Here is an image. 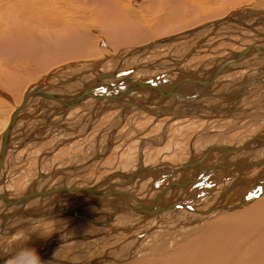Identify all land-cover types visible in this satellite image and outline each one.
Returning a JSON list of instances; mask_svg holds the SVG:
<instances>
[{
	"label": "bare ground",
	"instance_id": "6f19581e",
	"mask_svg": "<svg viewBox=\"0 0 264 264\" xmlns=\"http://www.w3.org/2000/svg\"><path fill=\"white\" fill-rule=\"evenodd\" d=\"M38 1H40V2L37 3ZM84 1H85L86 5H87V3H90L89 4V6H90L91 3H94L97 5L96 7H98V8H100L99 4H101L102 1H103L102 6H104L103 3H105L111 9H119L120 8V10L123 12L125 18L127 20H130L127 16L126 11H125V6H126V4L131 3V0H107L106 2H105V0H84ZM18 3H19V1H18ZM9 4H11V3H9ZM16 4L17 3H15L14 5H16ZM30 4H31V8H37L40 11L42 18H44L45 20H46V15H48V13L53 8V6H52L53 0H31ZM85 8H86V6H85ZM247 8H249V7H247ZM247 8H245L243 10L240 9L237 11H233L232 9L230 11L228 9L229 12H226L223 16H221V17H219V18H217L211 22H208L205 24L203 23L199 26L197 25L194 28H190L189 30L178 32L176 34L166 35V36H163L162 38H157L154 40L153 39L147 40L146 42H144L142 45H140L138 47L127 50L125 53L122 52L123 54H120V55L117 54V56L114 59H111V57H110V59L114 63L110 62L106 59H100L94 64L93 67L88 66L87 68L76 69L75 72H71L72 70L69 71V69L66 68L65 70H62L60 72L51 73L49 76H46L45 78L43 77V79H41L39 82H37L34 86H32L31 88H29L28 90L23 92L20 96L18 103L16 105H13L10 107L9 113L3 122V128H2V131L0 132V145L2 143V137L5 136L6 130L9 126L10 121L13 118L14 114L21 107L24 97L29 92H31L33 89H35L38 86H40V90L47 92V93H50V94L75 95V94L83 91L84 89H86L88 86V83H90L92 80L96 79L98 76H100L102 74H110L119 68V70L121 72H120V75L117 79H113V80L109 79V80H101L100 81L101 83H108V84L109 83L112 84L114 82L120 81L119 86L117 87V91L116 90H109L108 92L109 93H121L123 91H129L130 90L129 93L137 92V93H141L143 95L139 98L138 97L125 96V97H121L118 100L117 99H108V98H102V99L88 98V99H84L78 103H69L66 106L61 105L60 103H57L55 101H49L48 99H43L40 97H34L32 99H29L25 103V105L22 107V109L20 110L18 120L15 123L12 130L10 131V134L7 135L6 140H4V144L6 146L5 153L3 155H0V162H1V168H0V203H2V204H0V210L3 209V212H5V213L0 212V236L11 235V233L23 228L25 225L28 226L30 223L22 222V221H26V220L47 221V219H54V218L59 219V218H64V217H71V218H73V221L72 220H70V221L74 222V225H76L77 227L81 225V221L83 223L85 220L88 223L93 222V223H97L99 225H102V226L106 227L107 230H114L115 229L116 231H120V229L118 230L116 228L115 221L121 215L126 214V215L130 216L132 213H134V214L141 215L142 219L148 220L149 218L152 217L153 214H158V216H160V217H157V219H159V218H164L167 216H172L170 214L174 215L175 213H181V212L187 211L186 213L189 212L188 214L193 213V215H194L192 218L187 216L188 218L186 220L188 222H185V223L180 222L179 223V221L176 222V220H174V221L172 220L173 224H175V223L179 224L177 226L180 227L183 224L187 225L188 223H191L192 222L191 220H195V223L192 222V224H191L193 226L189 225V226H186L187 228L185 230H180L177 232L174 231L170 234L161 233V234H158L157 236H151V238H149L148 236L147 237H145V236L150 234L151 232H153L156 228V224H155L156 220L151 221V223L148 225L153 224L152 226H150V227L147 226V227H149L148 229L142 230L140 235L135 236L136 238H138V236H140V238L143 237L142 242L139 245L138 244L134 245L135 243L134 244L131 243L132 245L130 247V250L133 252V255H128L127 260L132 259V257H134L136 254H138L139 251H140V253H141V251H143L144 253H146V251H149L150 254H156L157 252L164 250L167 247L172 248L174 245H176L178 239L181 240V239H184L187 237V239H189V240H185V242L180 243L178 245V247L176 249L172 250V252L170 254H166L164 256L161 255L162 256L161 258H155V259L143 258V259L135 261V262L133 260V262H134L133 264H264V199H262V200L257 199L258 202H256V204L253 205L252 201H254V200H253V198L249 197V195L251 196V195H256V194L258 195V196L256 195L257 197L264 195V150H258V149H261V146L264 147V140H261L264 137L263 136L264 134L262 133L260 135V138H256L254 136L253 140L252 141L248 140V142L243 140L246 138L241 139V136L243 133L248 132V135H249V132L250 133L252 131H255V133L257 132V129H255L254 121L257 123H264V113L261 112L264 110V104L263 103L262 104L254 103L253 106L251 105L252 107L250 106L249 108H245L246 104H244L245 102H242L243 98H241L242 101L235 103L234 106L230 107L232 109L227 110V109H225L227 103L224 104L225 105V107L223 106L224 108L221 107L220 109H218L219 104L216 107L215 106L213 107L212 106L213 104L210 102L212 105L207 104V106L202 107L203 106L202 102L198 101L196 103V105L193 106V109L196 113V114L194 113L193 116H195L197 119H195L193 117L194 119L190 120V123H191V126L193 124H195V126L197 125V127L198 126L199 127H198V130H196L193 133V135L191 136V138L189 139V142H188L189 150H188V154L186 155L188 161L183 166H167L166 165V167L150 168L149 165L152 166L155 161H158V160L166 161L165 159L170 157L167 155V157L161 158V156H160V155H162L161 152L166 149V146L163 148H159L158 149L159 152L157 154L155 152L151 156V157H155L151 160V161L154 160L153 162L149 161V155H147V156L144 155L143 149L141 148V149H138L137 152L133 153V158L135 156L134 167L132 166L133 171L132 170L129 171L128 167L124 168L125 166H123L121 164L122 168H120L121 166L118 168H115V169L112 168L114 170V172H112L110 174L108 173L107 175H104L102 173V171H103L102 169H104V168H101L102 166L101 167L99 166V164H103V162H101L99 164L97 163V165H98L97 166L95 164V160H97V158H100L101 161H104L105 158L108 157V155L110 153L109 151L113 147V145H111L110 140L108 141L106 139L105 144L103 146L105 148L106 142L108 141L105 151L99 152V151L95 150L96 154H98V156H96L92 160L89 159V160L85 161L84 159H86L87 154H85V152H83L84 153L83 155H81L79 153L80 155L77 154L76 158L74 156H72L74 159H72L71 163L81 164L80 167H78L77 169H74L72 166H70V169H66L67 168L66 166L64 168L59 166L60 168H57L58 170L56 169L55 173L51 172L49 175H51L52 173L53 174L51 176L48 175L49 180H50V178H52V180H53V179H57L58 177L59 178L61 177L60 178L61 186H60V184H57V185H59L58 188H52L51 187L52 189H50V188L47 189L45 186L40 190H36V187L38 186L39 182L41 181L40 179L47 176L46 172L39 171V168H38L37 174L35 176L36 178L33 179L32 182H30V180H29V183H31V184L29 186H27V188H25L26 190H25L24 194L27 193V197H26V201L23 205H21V204L16 205V203H14V201L17 198L13 197L15 199H10L8 197L9 195H8L6 188H5V184L7 183V179L9 177L8 176L9 175V173H8L9 169L5 170V163L6 162L4 160L8 156L9 152H10V154L13 155V154L17 153V151H20L25 146H27L28 144H30L34 141H37L40 139V141H38V142H42L48 138H51V136L53 135L52 132L48 133L45 138L44 137L39 138L36 135L40 134L39 132L46 129L47 124H49V122L53 118L59 116V117H61L60 118L61 121H63L64 117L69 112H71L73 110L75 111V110H77L76 108L84 106L85 102H87L89 100L90 101L94 100V102L96 104L107 101L109 103H111V102L113 104L115 103L116 105L119 106V108L121 109V111H120L121 115L117 118L116 123L111 122V125L114 128L117 126V128L114 129L111 133H113L114 135H117L119 132L123 133L121 135L122 141L119 144V145H122L121 148L126 146V144H128L125 137L126 138L130 137V135L127 134V132H125V131L130 130V132H128L130 134L136 133V128L137 127L141 128L143 126L142 124L145 123V122L140 120L139 116H132L131 118H129L130 117L129 116L128 118H126L128 115L127 112L132 108H135L136 111L138 109L142 110L145 113L149 114L150 116H153V115L158 116L157 118L154 117L156 119V123L166 125L162 129L163 130L162 145H163L167 140V138H165V136L170 138L168 132H166L167 127L173 126L174 124H180L181 122H178L179 120H183L186 117H190L192 114L191 113H189V114L183 113L182 109H181L182 107L180 108L181 105L180 106L176 105L177 106L176 112L179 110L182 113L180 112L179 115L177 114L176 118H172V116H171L170 117L171 119L167 118L166 120L162 121L160 117H168L167 115H171L173 113L176 114L175 110H174L175 107L172 110L167 109L166 111H162L158 114L151 112V110L150 111L146 110L143 107H146V106L161 107L160 105H163V103H161V102L167 101L169 99L171 100V102L179 101V103H180L181 100L188 99V97H192V95L194 93H198V92H199V94L206 95V97H208L209 100H212V101L219 100L221 97L224 96V93L221 94V92L220 93L219 92H212V91L208 90L206 87H210L211 85L213 87V86H215V84H218L219 82L221 83V81L223 82V85L231 83L230 80L229 81L225 80V78L228 76V74L226 75V73L228 71H232V72L233 71L238 72V71H243V70L248 71L247 74H245L244 76H242L240 78V82H238V84L237 83H231L230 84L231 88L237 86L238 88L241 89V92H239L240 90L237 91L240 96L247 94L245 92L248 89L253 88V86L263 84L264 83V79H263V77H264V63H262L263 65L260 64L261 66H258V67H255V66L259 63H256V65L254 64L255 66H253V63L260 62V61L264 62V55L260 54L256 50H252V49L244 51V49L247 46H245V45L243 46V44H244V41H250V42L254 43V45L250 46L251 48L252 47H260V48L264 47V11L261 12V10H259V9L255 10V9H247ZM81 9L84 10L83 8H81ZM207 10L208 9H206L205 11L203 10L204 12H202V13H204L206 15V13L213 11V10H210L207 12ZM219 10H217V11H219ZM215 11H216V9H215ZM26 12L29 13V10H27ZM82 13L83 14H80L79 16L77 15L76 17H73V18L70 17V19L72 20V23H68V22L65 23V25L67 27H72L74 25L75 28H78V31L76 34L81 33V28H79L81 25L79 24L80 22H79L78 18L81 19L83 15L84 16L86 15L85 12H82ZM99 14L101 15V11H99V13L97 11L98 16H100ZM226 16H231L235 20L242 21L241 23H243V22L244 23H252L256 20L257 25L255 27L247 30V29H244L240 26H237V25L231 23L230 21H225ZM132 22L134 23L133 20H132ZM226 26H230L228 28L229 29L232 28L234 30H237L236 28H239L237 31V34H236L238 37H239L238 34H240L238 32H241V33L242 32H246V33L248 32V33H250V35L243 37V39H242L243 44H242L236 40H232V39L230 40V38L228 39V36H226L225 35L226 33H225L224 36H226L227 38H223L224 36L222 35V37H220L218 40L215 41L217 43H215L214 45H217V44L223 43V42H230V44L232 43L234 45L242 46V49L240 51H238V52L232 51V52H230L229 56H226L223 58H217V60H215V62L212 61L213 64H209V62L205 63V59H204V61H202L203 63L201 62L202 64L199 63V65L201 64L200 65L201 67L200 68L198 67L196 69V71L184 72L182 69H179V67H182L184 64L189 62V60L197 54V52L199 51V49L201 47H206L205 41H207V39L209 40L212 37L215 38V36H214L215 32L218 33V32H220V30L222 32L223 29L227 28ZM196 28H199L198 31L192 32V30H194ZM145 29L146 28L144 27V30ZM37 34L39 35V36H37V39L44 36L42 33H40V34L37 33ZM139 34H143V33L140 32ZM145 34H146V32L143 34L142 37H144ZM32 35H34V33ZM48 36L50 37V33ZM172 37H174V38L176 37L177 39H175L171 43L161 44V45H152L149 48L147 47V45L155 42L156 40H164V39L172 38ZM195 37L196 38L201 37L199 42L196 44V46L194 48H192L191 50H189L185 55L178 58L175 62L172 61L173 59H171V57L166 58V59H160V61L156 62L157 64L167 63L169 65V67H167V65H166V67H167L166 70H168V72L163 73V74H159L157 77H154L153 79H151V81H149V82L153 83L152 87L140 85L139 87L137 86L134 89V91H132L133 85L135 83H132V84L128 83V84L122 85V82L120 80V78H122V77H125L129 74L131 76V74L133 72L140 71L143 69H155V68H157V67H154V63L157 60L152 61V62H148L145 64H137V65L132 66L134 60L137 57L143 56L147 53L150 54V52H153V50L158 49L162 46H165V45L169 46V45H172L175 43H180V42H183V41H186L188 39L195 38ZM216 37H217V35H216ZM229 37H230V35H229ZM45 38H46V36H45ZM203 42L205 43V46L203 45ZM59 43L61 44L62 47L65 46V43H63L62 41H59ZM212 43H214V42H212ZM208 44H209V42H208ZM51 45H45V46L39 45V46H37L36 49L37 50L41 49V51L44 52V54L46 55V52L49 53L52 50L53 47ZM58 46L59 45L55 46V48H57ZM38 47H40V48H38ZM62 47H58V48L62 49ZM143 47H147V48L143 51L138 52V50H140ZM189 47H190V45H189ZM72 49L73 48H71V50ZM76 50H77V52H76ZM76 50H75V52L78 53V50H80V49L76 48ZM83 50H85V49H83ZM80 52L81 51H79V53ZM85 52L89 53V50H86ZM223 52H226V51H223ZM83 53H84V51H83ZM212 53H215V52H212ZM219 53H220V51L218 52V54ZM40 54H41V52H40ZM112 57H113V54H112ZM162 60H164V61H162ZM207 60H209V58ZM245 60L248 61L246 66H243V67L237 66L234 68L231 67V65L239 64L240 62L245 61ZM106 61H108L107 64L109 62L113 63V65H112L113 67H112V69L109 68L110 70L103 72V70L101 69L102 68L101 65H103ZM109 65H111V64H109ZM208 65L209 66L212 65V67H210L212 69L209 70L210 72H209L207 77H206V75H205V77H202L204 74H206L205 72L209 68ZM170 68H175V69L174 70L171 69L169 71ZM161 69L162 68L159 67L155 70L159 71ZM165 74H167L168 76H170V75L172 76L173 74H175L174 75L175 77H173V79L174 78L175 79L179 78V79L175 80L173 82H170L168 85H165V83H164L165 81H163ZM250 74L253 75L252 78H249ZM184 76H186L187 78H185ZM128 77H126V78H128ZM126 78H124V79H126ZM158 79H160V81H158ZM149 82H145V83H149ZM141 84H144V83H141ZM175 85H178V86L182 85V87L187 86L188 88H186L185 90H179L178 86H175ZM79 86H81V87L78 88ZM172 86H175L174 90L176 92V96H173V95H167L164 97L160 96V93L165 92L167 89H169ZM216 87H217V85H216ZM204 88H206L207 90H205ZM254 89H252V91L250 89V91L254 92ZM145 93H148L150 95H146ZM252 94H254V93H252ZM195 97L199 98V96H195ZM33 99H35V100H42L43 99V100H47V102H50V103L43 102L42 105H39V107H36V106L30 107L29 103ZM152 99H157V101L152 100ZM204 99H206V98H204ZM251 99H253V98H251ZM263 99H264V96H263ZM154 101H156V102H154ZM237 101H238V99H237ZM258 102H260V100ZM51 103H53L54 105L56 104L57 107H55V108H54V106L50 107L49 105ZM92 103H93V101H92ZM222 103L223 102L221 101V105H222ZM90 104H91V102H90ZM113 104H111V105H113ZM186 105H188V103H186ZM186 105H185V107H186ZM189 105L191 106L192 104H189ZM231 105H232V103H231ZM231 105L229 104V106H231ZM41 107L44 108L43 110L45 112L47 110H50V112H47L43 118L42 117L40 118V116H39L38 120L43 119V120H40L39 126L35 130L33 129L34 130V131L32 130L33 132L30 131L31 133L27 134V137H24L22 142L18 141L19 143H17L15 141V137H16L15 132H17V130H18V128L16 127L17 123L21 120V118H24L22 120L24 123L29 122L30 120H33V119L35 120V118H36L35 115L37 113L38 114L42 113V110H40ZM93 108H96V106H94ZM109 108H107V109H109ZM95 110L98 111L99 108H96ZM209 110L211 112H213V114H215V112L220 111L221 113H223V116L221 115V119L215 115L209 116V113L211 114V112H209ZM244 110H246V111H244ZM197 111H199V112L197 113ZM202 111H208V112H202ZM230 111H236V112L237 111L238 112L243 111L244 114H243V116H241L242 118H239V116L238 117L237 116L231 117V115L226 114V112L229 113ZM25 112L31 113V114L29 116L27 115L28 117H26V114L24 116H22L23 113H25ZM44 113H42V114H44ZM198 114L200 115V117L198 116ZM224 114H226V115H224ZM260 114H261V116H260ZM129 115H130V113H129ZM238 115H240V114H238ZM30 116H32L33 118ZM93 116H94V114H93ZM93 116L91 115L92 118H93ZM173 116H175V115H173ZM86 119H88V118H86ZM99 119H100V116H99V118L94 116L93 121L90 122V126H89L90 128H89L88 133H90L92 131L93 125L98 124ZM224 119H231L233 121L235 120V122L230 123V125H229V124L223 122ZM55 121H56V119H55ZM184 121H187V120H184ZM106 122H107V120H106ZM140 122L142 123L141 125H139ZM148 122L149 121H147V124H148ZM150 123L152 124V123H154V121L151 120ZM106 124L108 125V123H106ZM25 125L23 124L22 127H24ZM30 125L31 124H29L28 126H30ZM59 125H60V122L57 126H59ZM152 125L155 126L154 124H152ZM217 125H220L221 129L217 128L216 127ZM102 126H100V128ZM126 126H130V129L128 127L126 128ZM191 126H188V127H191ZM206 126H207V128L209 127V130H206ZM59 127H61V126H59ZM107 127H109V126H107ZM20 128H21V126H20ZM194 130L195 129H193L192 131H194ZM20 131L21 130H19V132ZM142 131L143 130L139 131L137 129V133L139 135L143 134ZM19 132H17V133H19ZM70 132H72V131H70ZM84 132H83V134H84ZM263 132H264V130H263ZM30 134H31V136H30L31 138L28 137V135H30ZM78 134H77L76 138H81L83 136H86V135H78ZM114 135L112 136V140H114V141H112L113 144L116 143ZM235 135H237L239 137H237ZM248 135H246V136H248ZM158 136H157V138H159ZM101 137H103V136H101ZM179 137L182 138V140H183L184 136L179 135ZM171 139L172 138H170V140ZM62 140H64V139H62ZM72 140L73 139H69L66 142L69 143ZM151 140H152L151 143H154V144L158 143V141H156L154 139H151ZM195 140H196V146H195ZM74 141H77V139L73 140L72 142H74ZM235 141L236 142L239 141L237 143L238 145H236L235 147H230L231 144ZM93 144L95 146V142H92L91 145H93ZM57 145L59 146V144H57ZM57 145H56V147H57ZM50 149H51V147H50ZM254 150H256V152ZM51 151H52V149H51ZM250 151H254L255 154L251 153ZM51 153H53V152H51ZM249 154H251L253 156V158H250ZM238 155L239 156L242 155V156L238 159L237 158ZM122 157H127L126 160H128V155L122 154L119 156V159ZM159 158H161V159H159ZM179 158H181V157H179ZM172 160L173 159H171V157H170L169 161H172ZM46 161H47V158H46ZM48 161H49V159H48ZM120 161H121V159H120ZM82 162H86V163L85 164L83 163L84 165H82ZM219 164H220V166H218ZM39 165H42V164L40 163ZM70 165H72V164H70ZM95 165L97 167H99L96 169V174L93 177V179L95 178V180H93L92 178L90 180H87V181H85L86 179L85 180L81 179L84 176V173L86 171H88L89 169H91V167H93ZM221 165H223L222 169H220ZM217 166L220 168H218ZM7 167H8V165H7ZM60 170H63V172H60ZM65 170H71L72 172L66 173ZM77 170H78V172H76ZM158 174L159 175L163 174L164 177H168L170 180H172L171 182H169L170 184L167 187V190L164 192L165 199H163V201H161V203H158L155 200L146 199L147 197L146 198H137L133 195H129V193L133 192V190L131 188V185L125 184L126 182L131 181V183H132L135 179H139L143 176H148V175H155L154 178L159 179L160 177ZM156 176H158V177H156ZM103 177H107V178H103ZM124 177H126V178L124 179ZM174 177H176V178L174 179ZM72 178L73 179L77 178L74 180V181H76V180L77 181L75 183H73V185L71 184L72 186L71 185L66 186L65 184H68L71 181L70 179H72ZM113 179H114V182H112ZM173 179H174V181H173ZM49 180L47 179V181H49ZM115 180L117 182H122V183H120V185H118V188H122L124 186L122 189V192L125 193V195H121L120 197H102V198H99V201H101V205H102L101 209L102 210H100V208H99L100 206L94 207L97 205H94L93 203H91V204H93L92 205L93 208L90 210L92 214L90 212H89L90 213L89 214L87 212V210L84 208H82V209L86 210V212L85 211L83 212L82 209H78V205H80V204H78L77 207H72L73 205H75V204H73L74 201H77L80 199H86V200H89L88 203H90V200L95 198L96 193L116 191L117 189H115V190L109 189L110 188L109 186H111V184L116 182ZM227 180H230L229 181L230 184ZM226 181L228 183H226ZM252 182H258L259 183L257 186L253 187L252 190L249 191V192H252L253 194L248 192L249 189H246V186ZM9 183L10 182H8V184ZM58 183H59V181H58ZM8 184L6 185V187H9ZM82 184H86L89 187H87V186L83 187V186H81ZM122 184H124V185H122ZM136 184H138V183L134 184L135 187L137 186ZM50 185H52V184L48 183L47 187H49ZM179 186L181 187V189H179ZM71 187L81 188L83 190L71 189V190H68V192H67V190L66 191L62 190L63 188H71ZM237 188H240L239 191H242V190L246 191L245 193L242 194V197H241L240 192H237V195L240 194V197H241L240 200L239 199L235 200L236 199L235 192H236ZM11 189L13 190V187ZM209 190L210 191L211 190L217 191V193L219 194V201L220 202H218L217 205H215L213 203V205H208L207 208H201V207H198V205H196L197 203L194 204L193 200H191V199L187 200L191 191H193V194L197 195L199 193H205V192L208 193ZM55 191H59V193H57V192L55 193ZM118 192H120V191L118 190ZM39 193H44V194L41 195ZM135 193H136V191H135ZM24 194H22L21 196H23ZM208 194H210V192ZM211 194H213V193H211ZM17 196H19V195H17ZM53 197L56 199H53ZM61 197H66V198L59 202V200H61ZM126 199H130V200H126ZM201 199H203L202 196L197 197V201H200ZM229 199H231V200L229 201ZM23 200H25V199H23ZM95 201H97V200L95 199ZM202 202L203 201H201V203ZM225 202H226V204H225ZM232 202L234 203L233 205H232ZM88 203L86 202V204H88ZM250 203L252 204V206L249 205L250 207L243 209V211H241V212H236L235 214L230 213V214H227L226 216H220L217 219L213 218L211 220H208L204 224H202L203 220H202V222H201V220H199V219H202V216H204V215H212L213 213L218 214V212H221V211L226 212L227 210H228L227 212H229V211L232 212V211H235V210L243 207L244 205L246 206ZM229 204H231V205H229ZM238 204H240L239 207H237L236 209L232 208ZM89 205L90 204H88L86 206L88 207ZM80 207H82V206L80 205ZM59 208H64V209L61 212L54 213V214L50 215V212L53 211V209H59ZM111 208H112V210H110ZM222 208H225V209H222ZM19 209H22L23 211H27V212L25 213V215H19L18 214ZM141 209H142V211H141ZM143 209H148L149 211L153 212V214L148 216L144 213ZM104 211L108 212L107 215L102 216L104 218L98 217V215L101 216L102 215L101 213ZM2 215L6 216V217L3 218ZM196 217H199V218H196ZM170 218H173V216ZM208 219H209V217H208ZM14 222L19 223V225L17 226V228L15 230H12L10 232L5 230V227H7V225H9V224L12 225V223H14ZM198 222H199V224H196ZM54 224H56V223H54ZM82 226H85V225L83 224ZM124 227L125 226H123L122 228H124ZM172 227L173 226H171V228ZM4 230H5V232H4ZM171 230L172 229H170V231ZM159 232H162V230ZM130 233H132V232H130ZM61 234H59L55 238H53V240L51 242L52 244H50L48 246L45 245L41 251L37 252V254L39 255L41 260H46L48 262H52L55 264H72V263L77 264V262H74L76 259L72 262L71 261L72 257L70 258V256H69L70 259H68L66 261H61L58 258L56 259V257L53 256L55 249L62 246L61 245L62 243H69V242L71 243V241H72V238H70V241H67L68 240L67 236H65L66 233H64V234L61 233ZM125 234H126V232H125ZM126 235L128 236V234H126ZM190 235H193V236H190ZM50 237H51V235H50ZM76 240H78V239H76ZM49 241H51V240H49ZM150 241L152 243L156 244L152 248V250L147 249V248H150L148 246ZM47 243H48V241H47ZM121 251H122V249H121ZM80 254H82V251ZM83 255H84V253H83ZM98 255H100V254H98ZM10 256H12V255H8L5 258H1L0 264L5 263L6 260ZM92 257L90 259H93L96 256H94L93 258ZM120 257L123 258L122 256H120ZM135 258H136V256H135ZM84 259H86V257ZM98 259H100V258L98 257ZM124 259H126V258H124ZM130 261H132V260H130ZM130 261H128V262H130ZM92 262H94V261H92ZM95 262H97V261L95 260ZM101 262H102V260H101ZM130 263H132V262H130ZM119 264H121V263H119Z\"/></svg>",
	"mask_w": 264,
	"mask_h": 264
},
{
	"label": "rangeland",
	"instance_id": "374dc122",
	"mask_svg": "<svg viewBox=\"0 0 264 264\" xmlns=\"http://www.w3.org/2000/svg\"><path fill=\"white\" fill-rule=\"evenodd\" d=\"M18 1H19V3H18ZM106 1L107 0H105V2ZM39 2L40 1H38L37 3H39ZM102 2H101V4H99L100 8H98V7H96L97 5L94 3H91L90 6H89L90 3H87V5H88L87 6L84 0H53V4H52L53 8L48 13V15H46V20H45L44 18H42V15L37 8H31V4H30L31 0H16V1L15 0H6V1L0 0V132L2 131L3 122L9 113L10 107L13 105H16L18 103L21 94L23 92H25L26 90H28L29 88H31L32 86H34L37 82H39L41 79H43V77L45 78L46 76H49L51 73L60 72L62 70H65L66 68L69 69V71L72 70L71 72H75L76 69L87 68L88 66L93 67L94 64L100 59H106L110 62H113L111 59H114L117 56V54L118 55L123 54L127 50H130L132 48H135V47L142 45L147 40H152V39L154 40L157 38H162L163 36H166V35L176 34L178 32H182V31L189 30L190 28H194L197 25L199 26L203 23L205 24V23L211 22V21L223 16L226 12H229L228 9L230 11H231V9L233 11H237V10H240V9L243 10V9L249 7L247 9H255V10L259 9V10H261V12L264 11V0H136V1L131 0V3L126 4V6H125V11L127 13L128 18L130 19V20H127L124 16L123 12L120 10V8L119 9H111L105 3H103L104 6H102ZM9 3H11V4H9ZM15 3H17L16 4L17 6L14 5ZM85 6H86V8H85ZM81 8H83L84 10H82ZM206 9H208L207 12L210 10H213V11L208 12L205 15L202 12H204ZM215 9H216V11H215ZM27 10H29V13L26 12ZM217 10H219L220 12ZM97 11H98V13H99V11H101V15L99 14L100 16L97 15ZM82 12H85L86 15L85 16L83 15L81 19L78 18L79 22H80L79 24L81 25L79 27V28H81V33L76 34L78 31V28H75L74 25L72 27H67L65 25V23L66 22L72 23V20L70 19V17L73 18V17H76L77 15L79 16L80 14H83ZM132 20L134 21V23L132 22ZM144 27L146 28L145 30H144ZM226 27H227L226 29H223L225 32L223 30H222V32H221V30L218 33L215 32V34H214L215 38L212 37L213 39L212 38H210L209 40L207 39V41H205L206 47H201L199 49V51L197 52V54L194 56L195 58L192 57L189 60V62L186 63V65H184L183 67H179V68L180 69L184 68V69H188V70L191 68L197 69L198 67L199 68L201 67L200 65L203 63L202 61H204V59H205V63L209 62V64H213V62H215V60H217V58H223V57L229 56L230 52H232V51L233 52L240 51L242 49V46L234 45L232 43L230 44V42L227 44L219 43L217 45H214L215 43H217L215 41L218 40L220 37H222V35L224 36L225 33H226L225 35L228 36V39L230 38V40L231 39L236 40L242 44H243V40H242L243 37L250 35V33H248V32L247 33L246 32H242V33L238 32V33H240V34H238L239 35V37H238L236 34H237V31L239 28H236L237 30H234L232 28L229 29L228 27H230V26H226ZM140 32H142L143 34L146 32L144 37H142L143 34H139ZM33 33H34V35H32ZM37 33H39V34L42 33L44 36L37 39V36H39ZM49 33H50V37L48 36ZM216 35L218 38L216 37ZM229 35H230V37H229ZM45 36H46V38H45ZM226 36H224L223 38H227ZM200 38L201 37H199V38L195 37V38L188 39V40L180 42V43H175V44H172L169 46L168 45L162 46L158 49L153 50V52H150V54L147 53L143 56L137 57L134 60L133 65L145 64V63L157 60V61H155V63H156V62L160 61V59H166L169 57H171V59H173L172 61L175 62L178 58L182 57L189 50L194 48L196 46V44L199 42ZM59 41H62L63 43H65V46L62 47L61 44L59 43ZM208 42H209V44H208ZM212 42H214V43H212ZM205 43L203 42L204 46H205ZM39 45H44V46L45 45H51L53 48L49 52L50 54L46 52V55H45L44 52L41 51V49L40 50L36 49L37 46H39ZM57 45H59L58 47H62V49L58 48V47L55 48V46H57ZM189 45H190V47H189ZM222 45H224V46H222ZM244 45L245 46H251V45H254V43L250 42V41H244L243 46ZM38 48H40V47H38ZM71 48H73V49L71 50ZM76 48L80 49V50H78V53H79V51H81L82 53L81 52L79 54L76 53L77 52ZM83 49H85V50H83ZM75 50H76V52H75ZM86 50H89V53H86L85 52ZM39 51L41 52V54ZM83 51H84V53H83ZM219 51L221 54L220 53L218 54ZM223 51H226L227 53L223 52ZM212 52H215V53H212ZM112 54H113V57H112ZM216 54H218V56H215ZM201 55H207V56L199 59V57ZM110 57H111V59H110ZM208 58H209V60H207ZM195 59H197V60H195ZM108 61H106L105 63L107 64ZM162 61H164V60H162ZM110 62L107 65L105 63L103 65H101V67H102L101 69L103 70V72L112 69V67H113L112 65L114 62L113 63H110ZM155 63H154V67H157V68L161 67L162 69L165 67L164 68L165 70L161 69L158 71V70H155V69H157V68H155V69H143L140 71L133 72L131 74V76L129 74L125 77L120 78L122 85L128 84L129 82H134V83L135 82H138V83L149 82V81H151V79H153L154 77H157L159 74H163V73L168 72V70H166V68L169 67V65L167 63H162V64H157V63L155 64ZM199 63H201V64L199 65ZM109 64H111V65H109ZM166 65H167V67H166ZM233 65H235V64H233ZM185 66H186V68H185ZM210 67H212V65H210L209 68L207 67L208 70H206V72L212 69ZM232 68H234V67H232ZM171 69L174 70L175 68H170L169 71ZM155 72H157V75L154 76ZM231 72L232 71L227 72L228 76L230 74H233L234 71L232 73ZM148 73H150L151 75L148 76ZM234 73L235 74L240 73V71H238V72L236 71ZM140 74H143L142 77L139 76ZM166 75L167 74L164 75L166 78L164 77V79L163 78L162 79L165 81L164 82L165 85H168L169 84L168 80L170 77L168 75L167 76ZM173 75H175V74H173ZM126 77H128V79H124ZM158 81H160V79H158ZM80 87L81 86H79L78 88H80ZM133 93H135L136 95H139L138 97H141L143 95V94L137 93V92H133ZM198 94H199V92H198ZM146 95H150V94H146ZM261 95L264 96V91L261 93ZM260 99H261L260 97H255V101L260 100ZM43 102L50 103V102H47V100H43V99L42 100L33 99L29 103V106L30 107H32V106L39 107V105H42ZM51 104L49 105L50 107H53V106H54V108L57 107L56 104L55 105L53 103H51ZM43 109H44L43 107L40 108V110H42V113L45 112ZM111 110H113V108ZM151 110L154 111V107ZM75 111L73 110L71 113H68L64 117L63 121L65 123H69L71 125H74V124H77V125L81 124L82 125L83 124L82 127L86 128L85 122L88 121L86 118H89V116L84 115L82 117V119H80L77 116L78 113H76ZM119 111H121V109H119ZM119 111L116 110V111H112V112H108V113L104 114L103 117H101V119H99L98 125H96V126L100 127L106 123H109L110 121H113L114 119H116L114 117H116V115L119 114ZM42 113H40L41 116H40V114L37 113L35 115V117L38 118L40 116V118L41 117L43 118L45 116V114H42ZM25 114H26V117H28L31 113L25 112V113H23L22 116H24ZM145 114H147V113H145ZM145 114H143V116L147 117L145 120L146 122L144 124H142L141 122L139 123V125H141V124L143 125L141 127L142 129L137 127L136 133H133V134L128 133V132H130V130L129 131L126 130L127 134L130 135V139H128L124 136L125 139L127 140V143H128V144H126V146H128V147L123 148V149H125V151H121L122 145L118 144L119 146L117 145L118 147L115 148V150L113 151L111 156L107 159V161H101L100 158H97V160H95L96 165H97V163L99 164V163L103 162V164H99V166L100 167L102 166L101 168H104V169H102L103 171L101 170L104 175H107L108 173L110 174V173L114 172L113 169L118 168L121 164L126 163L128 161V160H126L127 157L120 158L121 159V161H120L119 156L122 155L123 153H129V154H131L132 152L135 153V152H137L138 149H141V148L144 151L145 148L147 147V145L154 144V143H151L152 140H147L145 142H142L141 146H140V142L143 138H145V139L157 138L158 135H159L158 136L159 138H160V136H161V139L163 138V135H161V133L158 129L159 125L153 126L152 125L153 123L152 124L150 123L151 120H149V122L147 124V120H148L149 115H145ZM30 117H32V116H30ZM59 118H61V117H59ZM160 118L162 120L167 119V117H165V118L160 117ZM23 119L24 118H21V120L17 123L18 126L16 125V127L18 128L17 132H19V130H21L19 133L15 132V136H16L15 141L17 143H19L20 141L22 142L23 141L22 139L24 137H27V134H29L30 131L33 130V125H35V123H34L33 125L31 124L30 126H28L29 124L27 125V123H24L22 121ZM106 120H107V122H106ZM23 124L24 125L26 124V125L24 127H22ZM61 124H63V123H61ZM186 125L187 124L185 122H181L180 124H174L173 130L171 131V137L170 138H172V139L170 140V144H171L170 147H172L173 152H174V160H172L174 163L172 161H168V162L173 163V165H175V164H177V162H179L177 166H183L188 161V159L186 157V155L188 154V150H189L188 142H189V139L191 138V136L193 135V133L196 130H198V127H197V125L195 126V124H193L194 126L192 125L191 126L192 128L183 129L186 127ZM20 126H21V128H20ZM137 129L139 131L143 130L142 131L143 134L139 135L137 133ZM191 129L192 130L195 129V130L192 131ZM206 130H209V127L207 128V126H206ZM62 131H64V132H62ZM168 131H169V129H167V132ZM60 132H61L62 136L66 135L68 133L67 131H65L63 129ZM151 132H153L155 137L146 136V133H151ZM47 133H48V130H45V131H43L42 134L47 135ZM262 133H263V131L262 132H256V133H255V131H252L251 133L249 132V135H248V132H246V133L242 134L241 139L242 138H246V139L248 138L247 140L246 139H243V140H245L247 142H248V140L252 141L254 136L256 138H260V135ZM172 135H174V136L172 137ZM179 135H181V136L186 135V136L183 137L184 139L182 140V138H180ZM244 135L245 136L248 135V136L245 137ZM30 136H31V134L28 135L29 138H31ZM139 136H141V137L138 138ZM176 136L178 137V139H176ZM235 136H237V135H235ZM91 137H93V139L89 143L90 145L92 144L93 141L96 140L97 135L91 133L90 138ZM237 137H239V136H237ZM261 140H264V137ZM38 141H40V139L37 141H34L32 144H29L28 146L25 147V148L31 147L32 148L31 150H26L25 152L24 151L21 152L22 150H20V151H17V154L16 153L13 155L9 154L7 156V159L5 160V162H6L5 163V170L9 169V175H8L9 177L7 180V184H8V182H10L8 184L9 187H7V189L13 191L14 192L13 195L19 194V193L21 194L25 190L26 183L28 182L27 184H30L29 180H31V179L33 180L35 178V176L37 174V167L42 166V165H39L40 164L39 159L41 156L39 148L41 147V149H44V147H47V145H49L54 140L51 138H48L39 144L37 143ZM105 141L106 140L102 139L101 143L105 144L104 143ZM162 141L158 142L157 145L161 144ZM183 142L185 144L187 143L186 147L184 146L185 144ZM238 142H236V141L233 142L230 147H235L236 145H238L237 144ZM84 143H86V141H85V139H82L78 143L73 144V146H72L73 148L70 146V148L68 147L67 149H71L69 151H73L74 154L72 156H74L76 158L77 154L78 155L84 154L83 153V151L85 152V150L83 149ZM89 144H87V146H86L87 150H88V148H90V149L87 152L86 159H84L85 161H87L89 159L92 160L93 158L98 156V154H96V151L93 148V145H91L89 147ZM195 146H196V140H195ZM65 147H67V146H65ZM102 148H103V146H102ZM151 148H153V149L150 151L149 161H151L153 158H155V157H151V155H152L151 153L154 154L157 151L156 152V154H157L159 152L156 147H151ZM75 149H78L79 152H76ZM258 150H264V147L261 146V149H258ZM103 151H100V152H103ZM254 151L256 152V150H254ZM254 151H250V152L255 154ZM117 152H118L119 156L115 154ZM67 156L69 157V154H66L64 157L66 158ZM241 156L238 155L237 158L239 159ZM163 157H167V155L164 154ZM179 157H181L183 160ZM249 157L253 158V156L251 154H249ZM65 158H62L61 162L59 163L60 165H64L66 162H68L67 159H65ZM134 158H135V156H134ZM72 159H74V158H72ZM168 160H170V158ZM108 161H109V163H108ZM153 161H151V162H153ZM161 161H163V160H161ZM159 162H160L159 160L155 161L152 166L149 165L150 168H156L155 166L158 165ZM83 163L85 164L86 162H82V165H84ZM41 164H43V163H41ZM7 165H8V167H7ZM95 166L91 167V169L86 171L84 173V176L81 179H83V180L86 179L85 181L90 180L91 178L93 179L94 175L96 174V169H97L98 165L96 167ZM218 166H220V164ZM222 167H223V165H221V168L220 167H218V168L222 169ZM49 173H51V172H48V174ZM49 176H46L47 178L46 177L45 178L49 180ZM141 178L146 179V180H143L140 183L138 182V180L133 182V184L136 182H138V184H136L137 185L136 187H132L133 192L129 193V195H133L137 198H146L147 197L146 199L155 200L156 202L161 203V201H163V199H165L164 192L167 190V187L170 184L169 182H171L172 180H170L168 177H163L160 179H155L153 177H150L151 179L149 177H141ZM175 178L176 177H174V179ZM75 179H77V178H75ZM75 179H73L72 185H73V183H75L77 181V180L74 181ZM164 179H168V180H164ZM174 179H173V181H174ZM70 180H72V179H70ZM93 180H95V178ZM112 182H114V180ZM56 183L52 182L51 183L52 185H50L47 188H50V189L58 188L59 185H57ZM120 183H122V182H115V183L111 184L112 187L109 186L110 187L109 189L110 190L117 189L116 191L119 190L120 192H122V189L124 186L122 188H118V185H120ZM258 184H259L258 182H252L246 186V189H249L248 190V192H249L250 190H252L253 187L257 186ZM82 185H86V184H82ZM122 185H124V184H122ZM12 187H13V190L11 189ZM39 187L37 186L38 189H39ZM83 187H85V186H83ZM40 189H42V188H40ZM179 189H181L180 186H179ZM135 191H136V193H135ZM211 191L210 190L208 191V193L210 192V194L205 192V193H200L197 195L193 194V191H191L187 200H190V199L193 200V203L194 204L197 203L196 205H198V207H201V208H207L208 205H213V203L215 205H217V203L220 202L219 201V194L217 193V191H212V192ZM211 193H213V194H211ZM249 193H252V192H249ZM235 195H236L235 200H237V197H239V195L237 196L236 192H235ZM256 195H251V196L249 195V197L253 198V200H254V201H252L253 205L256 204V202H258L257 199L258 200L264 199V195H262L263 197L262 196L257 197L258 195L257 196ZM198 196H202L203 199H201L200 201H197ZM95 199L97 201H95ZM126 200H130V199H126ZM230 200L231 199H229V201ZM88 201L89 200H86V199H80V200L74 201L73 204H75L76 206L72 204L73 205L72 207H77V205L80 204L82 207H80V205H78V209L84 208L87 210L88 213L89 212L91 213L90 210L93 208L92 205L94 204V205H97L94 207L100 206L99 208H100V210H102L101 209L102 205H101V201H99V198H94V199L90 200V203H88ZM201 201H203V202L201 203ZM86 202L88 204H90L89 205L90 207L86 206V205H88V204H86ZM91 203H93V204H91ZM225 204H226V202H225ZM233 204L234 203L232 202V205ZM252 204L250 203L246 206L244 205L243 207H241L235 211H232V212L231 211L227 212L228 211L227 210L226 212H223V211L218 212V214L213 213L212 215H204V216H202V219H199V220H201V222L203 220L202 224H204L205 222H207L208 220H211L213 218L217 219L220 216H226L227 214H230V213L235 214L236 212H241V211H243V209L250 207L249 205L252 206ZM229 205H231V204H229ZM84 209H82V211L86 212V210H84ZM110 210H112V208ZM147 210L148 209H143V211H147ZM141 211H142V209H141ZM186 212L175 213L174 214L175 216L173 214H170L173 216L174 219L170 218L172 216H167V215L166 216L168 218L164 217V218L157 219V217H160V216H158V214H153L152 217L149 218L150 220L149 219L148 220L142 219L141 215L134 214V213H132L130 215L131 217L129 215H126V214L121 215L115 221V226L118 230L120 229V231H116L115 229L114 230H107L106 227H104L102 225H99V224L93 223V222L88 223L85 220L83 223L81 221V225L77 227L76 225H74V222L70 221V220L73 221V218H71V217H65L63 220H56V221H49V222L48 221L45 222L43 220L28 222V223H30L28 226L25 225L23 228L11 233V235L9 237L3 236V235L0 236V259L5 258L8 255H14L17 251H19L20 249H24V248H34L36 250V252H39L43 249V247L45 245L48 246V245L52 244L51 242H52L53 238H55L57 235H59L61 233H63V234L66 233L65 236H67V239H68L67 241H70V238H72L71 243L70 242L69 243H62L61 244L62 246L55 249L53 256L56 257V259L58 258L61 261H66L72 257L71 261L73 262L76 259L74 262H77V264H119V263H121V264L122 263L123 264H133L135 261L141 260L143 258H145V259L161 258L162 256H164L166 254H170L172 252V250L176 249L180 243L185 242V240H189V239H187V237L184 239H181V240L178 239L176 245H174L172 248L167 247L166 249L161 250V251L157 252L156 254H150L149 251H146V253L141 251V253H140V251H139L138 254L135 255L136 258H135V256L134 257L131 256L132 259L127 260L128 255H133V252L130 250L131 245L134 243H135L134 245H137V244L139 245L142 242L143 237L140 238V236H138V238H136L135 236L140 235L142 230H146L150 226H152L153 224L148 225L151 223V221L156 220V223H155L156 228L153 232H151L150 234L145 236V237L148 236L149 238H151V236H157L158 234H161V233L170 234L174 231L177 232L180 230H185L187 228L186 226H189V225L193 226L191 224H192V222L195 223V220H191L192 221L191 223H188L187 225L183 224L180 227L177 226L179 224H176V223L173 224L174 220H176V222L179 221V223L180 222H183V223L188 222L186 219L188 217L192 218L194 216L193 213L188 214L189 212L188 213H186ZM107 213H108L107 211H104L101 213L102 215L101 216L98 215V217L104 218L102 216H106ZM208 217H209V219H208ZM196 218H199V217H196ZM54 223H56V224H54ZM83 224L85 226H82ZM196 224H199V222ZM18 225L19 224L16 225V223H15L11 228H9L10 229L9 231L15 230ZM123 226H125V227L122 228ZM147 226H149V227H147ZM171 226H173V227L171 228ZM169 228L172 230L170 231ZM161 230H162V232H159ZM124 231L126 232V234H128V236L125 234ZM130 232H132V233H130ZM40 233L50 234L51 237H50V235H48L47 237H42L40 235ZM190 236H193V235H190ZM76 239H78V240H76ZM49 240H51V241H49ZM47 241H48V243H47ZM155 245H156L155 243H152L150 241L149 245H148L150 248H147V249L152 250V248ZM121 249H122V251H121ZM81 251H82V254H80ZM83 253H84V255H83ZM97 253L100 255H98ZM69 256H70V258H69ZM84 256L86 257V259H84L85 258ZM92 256L93 257L96 256V257L93 258ZM120 256H122L123 258H121ZM91 257L93 259H90ZM98 257L100 259H98ZM124 258H126V259H124ZM89 260L90 261L92 260L94 262H92V261L90 262ZM95 260L98 263L95 262ZM101 260H102V262H101ZM130 260H132V261H130ZM133 260H134V262H133ZM42 261L45 262V264H55L52 262H48L46 260H42ZM128 261H130L132 263H130ZM1 264H5V263H1ZM72 264H75V263H72Z\"/></svg>",
	"mask_w": 264,
	"mask_h": 264
},
{
	"label": "crops",
	"instance_id": "0c3cea01",
	"mask_svg": "<svg viewBox=\"0 0 264 264\" xmlns=\"http://www.w3.org/2000/svg\"><path fill=\"white\" fill-rule=\"evenodd\" d=\"M227 43H229V42H223V43H221V44H227ZM222 46H224V45H222ZM216 51V50H215ZM205 56H207V55H201L200 57H199V59L200 58H203V57H205ZM215 56H218V54H216ZM195 58V57H194ZM193 58V59H194ZM192 59V60H193ZM191 60V61H192ZM195 60H197V59H195ZM247 60H245V61H242V62H240L239 64H235V65H231L232 67H236V66H241V67H243V66H246V64L248 63V61L246 62ZM245 63V64H244ZM256 63H259V64H257L256 65ZM262 63H264V62H262V61H260V62H255V63H253V66H255V67H258V66H261L260 64H262ZM255 64V65H254ZM184 65H186V64H184ZM183 65V66H184ZM263 65V64H262ZM131 66V65H130ZM132 66H133V64H132ZM182 66V67H183ZM185 68H186V66H185ZM180 69V68H179ZM184 72H190V71H196V69H194V68H191V69H184V68H181ZM209 72L210 71H207V72H205L206 74H204L202 77H205V75H206V77L208 76V74H209ZM243 72V73H242ZM242 73V74H241ZM248 73V71L247 70H243V71H240V73H233V74H230L229 76H227L226 78H225V80L226 81H231V83H237L238 84V82H240V78L242 77V76H244L245 74H247ZM226 74H228V73H226ZM142 75L143 74H140L139 76H141L142 77ZM151 74L150 73H148V76H150ZM155 75H157V72H155V74H154V76ZM250 77L249 78H252L253 77V75H249ZM147 77V76H146ZM170 77V78H169ZM168 78H169V82L168 83H170V82H173V81H175V80H178L179 78H174L173 79V77H175L174 75L173 76H169ZM185 78H187L186 76H184ZM183 77V78H184ZM126 79H128V78H126ZM131 79V78H130ZM263 79H264V77H263ZM162 80V79H161ZM249 80V79H248ZM164 81V80H163ZM130 84H132V83H134V82H129ZM231 83H229V84H226V85H223V82L221 81V83L219 82L218 84H215V86H213L212 87V85L210 86V87H206L208 90H210V91H212V92H221V94H223L224 93V96L223 97H221L219 100H215V101H212V100H209V98L208 97H206V95H200V94H198V93H194V95H192V97H188V99H183V100H181L180 101V103H179V101H177V102H171V100L169 101V100H167V101H164V102H161V103H163V105H160L161 107H155V106H146V107H143L144 109H146V110H151V109H153V107H154V111L153 110H151V112H154L155 114H158V113H160V112H162V111H166L167 109H173L174 107V110H175V113L176 114H171V115H167L168 117L167 118H170L171 116H172V118H176V115L178 114H180V112L181 111H177L176 112V110H177V106H180V108L182 109V112L183 113H186V114H189V113H191L192 115L190 116V117H186L185 119H183V120H179L178 122H185L187 125H186V127L185 128H183V129H187V128H191V127H188V126H191V123H190V120H192V119H197L195 116H193V114L195 113V111H194V109H193V106L194 105H196V103L198 102V101H201L202 102V104H203V106L202 107H204V106H207V104H211L213 107L215 106H217L218 104H219V108L218 109H220L221 107H225V103H227L226 104V108L225 109H232V108H230V107H232V106H234L235 105V103H238V102H240V101H242V102H245L244 104H246V107L245 108H249L251 105L253 106V104L254 103H259V104H264V99H263V96L261 95V93L264 91V83L263 84H261V85H256V86H253V88H250L251 89V91H252V89H254V92H251L250 91V89H248L245 93H247V94H245V95H243V96H240L239 95V93L237 92V91H239V92H241V89L240 88H238L237 86L236 87H232L231 88ZM220 84V85H219ZM216 85H217V87H216ZM178 86V85H177ZM258 86V87H257ZM261 87V88H260ZM186 88H188L187 86H183L182 87V85L181 86H178V89L179 90H185ZM206 88H204L205 90H207ZM217 88V89H216ZM222 88V89H221ZM226 88V89H225ZM260 88V89H259ZM263 88V89H262ZM259 89V90H258ZM221 90V91H220ZM225 91V92H224ZM249 92V93H248ZM251 92V93H250ZM252 93H254V94H252ZM145 94H148V93H145ZM233 95V96H232ZM253 95V96H252ZM126 96H128V97H138L139 95H136L135 93H129V94H127ZM194 96V97H193ZM195 96H201V97H195ZM247 96V97H246ZM255 96L257 97H260L261 99H260V102H258L259 100H256L255 101ZM262 96V97H261ZM206 98V99H204V98ZM225 97V98H224ZM139 98V97H138ZM241 98H243L242 100H241ZM251 98H253V99H251ZM202 99V100H201ZM233 99V100H232ZM237 99H238V101H237ZM152 100H156L157 101V99H152ZM224 100V101H223ZM235 100V101H234ZM92 101H93V103H92ZM156 101H154V102H156ZM183 101V102H182ZM217 101V102H216ZM221 101L223 102L222 103V105H221ZM90 102H91V104H90ZM209 102V103H208ZM211 102V103H210ZM215 102V103H214ZM109 102H107V101H105V102H102V103H95L94 102V100H89V101H87V102H85V104H84V106H82V107H78V108H76V109H78V110H76L75 112L76 113H78L77 114V116L80 118V119H82V117L84 116V115H88L89 116V118L87 119L88 121L87 122H85V126H86V128H83L82 127V125L81 124H79V125H77V124H74V125H71V124H69V123H65L64 121H61V119L60 118H58L59 116H57V117H55V118H53L50 122H49V124H47V128L46 129H44V130H42L41 132H39L40 134H38V135H36L37 137L39 136V138H45L47 135H44V134H42L43 133V131H45V130H48V133H50V132H52V134H53V136L51 137V139H53L54 141H52L49 145H47V147H44V149H41V147L39 148L40 149V153H41V156H40V159H39V162L40 163H43L42 164V166H40V167H37V169L39 168V171H42V172H46L47 174V176L50 174H48V172H53V173H55L56 171V169L57 168H60L59 166H61V167H67L66 169H70V166H72L74 169H77L78 167H80L81 166V164H73V163H71V161H72V155L74 154L73 153V151H69V150H71V149H67L68 147L70 148V146L72 147L73 146V144H75V143H78L79 141H81L82 139H85V141H86V143H84L83 145H84V150H85V154H87V152L89 151V149L90 148H88V150L86 149L87 147V144H89L91 141H92V139H93V137H91L90 138V134L91 133H93V134H95V135H97V137H96V140L95 141H93V142H95V146H94V144H93V148H94V150H96V151H105V149H106V147H107V143H108V141L110 140V143H111V145H113V147L110 149V153H109V155H108V157H106L105 158V160L104 161H107V159L111 156V154L113 153V151L115 150V148L116 147H118L117 145L118 144H120L121 143V141H122V134L123 133H118L117 135H114L113 133H111L114 129H116L117 128V126L114 128L112 125H111V122L113 123H116L117 122V118L120 116V111H119V106L118 105H116L115 103L113 104L112 102L111 103H109ZM186 103H188V105H186ZM231 103H232V105H231ZM111 104H113V105H111ZM184 104V105H183ZM189 104H192L191 106L189 105ZM215 104V105H214ZM229 104L231 105V106H229ZM87 107H86V106ZM92 107H91V106ZM109 105V106H108ZM167 105V106H166ZM177 105V106H176ZM185 105H186V107H185ZM94 106H96V108H99V110L97 111V110H95L96 108H93ZM251 106V107H252ZM110 107V108H109ZM209 107V106H208ZM223 107V108H224ZM107 108H109V109H107ZM113 108V110H111ZM235 108V107H234ZM244 108V109H245ZM109 110V111H108ZM116 110H118L119 111V114L118 115H116V119H114L113 121H110V123H108V125L107 124H105V125H103L101 128L100 127H97L96 125H98V124H96V125H93V129H92V131L90 132V133H88V131H89V126H90V122L91 121H93V118H94V116H96L97 118H99V116H100V119H101V117H103V115L104 114H106V113H108V112H112V111H116ZM105 111V112H104ZM132 111V112H131ZM244 111H246V110H244ZM47 112H50V110H47L44 114H46ZM72 112V111H71ZM71 112H69V113H71ZM101 112V113H100ZM134 112V113H133ZM181 112V113H182ZM199 111H197V113H198ZM201 112V111H200ZM202 112H208V111H202ZM209 112H211L210 110H209ZM232 112V113H231ZM262 113H264V110L263 111H261ZM128 115H127V117L126 118H128L129 116V118H131L132 116H139L140 117V120L141 121H143V122H146L145 120H146V118L147 117H145V116H143V114H145L144 113V111H142V110H137L136 111V109L135 108H132V109H130L128 112ZM129 113H130V115H129ZM132 113V114H131ZM93 114H94V116H93ZM100 114V115H99ZM196 114V113H195ZM226 114L227 115H231V117L232 116H239V118H242L241 116H243V114H244V112L242 111V112H236V111H230L229 113H227L226 112ZM226 114H224V115H226ZM238 114H240V115H238ZM91 115L93 116V118L91 117ZM145 115H149V114H145ZM153 115V114H152ZM173 115H175V116H173ZM202 115V114H201ZM212 115H215V116H218L220 119H221V115L223 116V113H221L220 111L219 112H215V114H213V112H211V114L209 113V116H212ZM41 116V115H40ZM198 116L200 117V115L198 114ZM260 116H261V114H260ZM157 118L158 116H155V115H153V116H148V120L147 121H149V120H153L154 121V125H156V126H158V129H159V131H160V133H161V135H163V128L166 126L165 124H157L156 123V119L155 118ZM194 117V118H193ZM162 118H165V117H162ZM55 119H56V121H55ZM171 119V118H170ZM38 118L36 117L35 118V122L33 121V120H30L29 122H26L27 123V125H28V123L29 124H34L35 123V125H33V129L35 130L38 126H39V122H40V120H43V119H39L38 121ZM54 120V121H53ZM162 120V119H161ZM166 120V119H165ZM184 120H187V121H184ZM162 121H164V120H162ZM59 122H60V125L59 126H61V127H59V126H57L58 124H59ZM123 122V121H122ZM121 122V123H122ZM177 122V121H176ZM223 122H225V123H227V124H229L230 125V123H233V122H235V120L233 121V120H231V119H224V121ZM61 123H63V124H61ZM120 123V124H121ZM254 123H255V129H257V132H261V131H263L264 130V123H257V122H255L254 121ZM44 125V124H43ZM46 125V124H45ZM56 126V127H55ZM107 126H109V127H107ZM129 128L130 129V126H126V128ZM199 127V126H198ZM217 128H219V129H221V127H220V125H217L216 126ZM58 128V129H57ZM103 128V129H102ZM262 128V129H261ZM65 130V131H67L68 133L66 134V135H64V136H62V134H61V130ZM72 129V130H71ZM167 129H169V131H168V134H169V136L171 137V131L173 130V126H169V127H167ZM261 129V130H260ZM33 130V131H34ZM56 130V131H55ZM102 130V131H101ZM104 130V131H103ZM33 131H31V132H33ZM70 131H72V132H70ZM85 131V132H84ZM127 131H129V130H127ZM126 131V132H127ZM30 132V133H31ZM62 132H64V131H62ZM77 132V133H76ZM83 132H84V134H83ZM167 132V131H166ZM47 133V134H48ZM75 133V134H74ZM79 133V134H78ZM104 133V134H103ZM106 133V134H105ZM125 133V132H124ZM264 133V132H263ZM42 134V135H41ZM77 134L78 135H86V136H83V137H81V138H76V136H77ZM112 134V135H111ZM175 134V133H174ZM115 136V141H116V143L115 144H113V142L112 141H114V140H112V136ZM101 136H103V137H101ZM109 136V137H108ZM118 136V137H117ZM146 136H148V137H155L154 136V134H153V132H151V133H146ZM174 135H172V137H173ZM68 137V138H67ZM101 137V138H100ZM141 136H139L138 138H140ZM185 137V136H184ZM109 138V139H108ZM165 138H167V140H166V142L162 145V143L161 144H159V145H157V144H149V145H147V147L145 148V150L143 151V154L144 155H150V151L153 149V148H151V147H156L157 148V150L159 149V148H163V147H165L166 146V149L164 150V151H162L161 152V154H163V155H160L161 156V158L164 156V154L165 155H169L170 157H171V159H173L174 160V152H173V149H172V147H170L171 146V144H170V138L169 137H167V136H165ZM62 139H64V140H62ZM69 139H73V140H76L77 139V141H74V142H69V143H67L66 141L67 140H69ZM108 140L107 142H106V146H105V148L103 147L102 148V146H104V144H102L101 143V140ZM128 139H130V137L128 138ZM151 139H154V140H156V141H158V142H160L162 139H161V136H160V138H150V139H145V138H143L142 140H141V142H140V146H141V143L142 142H145V141H147V140H151ZM174 139V138H173ZM176 139H178V137L176 136ZM184 139V138H183ZM23 140V139H22ZM88 140V141H87ZM119 140V141H118ZM61 141V142H60ZM64 141V142H63ZM163 142V141H162ZM33 143V142H32ZM32 143H30V144H32ZM38 144L39 143H41V142H37ZM61 143V144H60ZM105 143V142H104ZM57 144H59V146L57 145ZM102 144V145H101ZM29 145V144H28ZM27 145V146H28ZM56 145H57V147H56ZM63 145V146H62ZM65 146H67V147H65ZM139 146V147H140ZM185 147L187 146V143L184 145ZM26 147V146H25ZM23 148V149H21L22 151L21 152H25L26 150H31L32 148L31 147H28V148ZM50 147H51V149H52V151H51V149H50ZM89 147H90V144H89ZM125 148H127L128 146H124ZM124 147H122L121 148V151H125V149H123ZM73 148V147H72ZM38 149V150H39ZM102 149V150H101ZM55 150V151H54ZM75 151L76 152H79V150L78 149H75ZM103 151V152H104ZM213 151V150H212ZM28 152V151H27ZM51 152H53V153H51ZM56 152V153H55ZM84 152V151H83ZM157 152V151H156ZM173 152V153H172ZM133 153L134 152H132L131 154H129V153H123V154H126V155H128V161L126 162V163H123L122 165L123 166H125L124 168H126V167H128L129 169V171L130 170H132V166L134 167V163H135V160H134V158H133ZM9 154H10V152H9ZM8 154V155H9ZM17 154V153H16ZM66 154H69V156L71 157H64ZM116 155H118L119 156V154H118V152L117 153H115ZM152 155H153V153H151ZM7 155V154H6ZM54 155V156H53ZM151 155V156H152ZM131 156V157H130ZM170 157H168L167 159H166V161H161V160H159L160 162H159V164L158 165H156L155 167H166V165L167 166H177L178 165V163L179 162H177V164H175V165H173V163H170V162H168L169 160V158ZM46 158H47V161H46ZM62 158H65V159H67V163H65L64 165H60L59 163L61 162V160H62ZM133 158V159H132ZM161 158H159V159H161ZM7 159V157L5 158V160ZM48 159H49V161H48ZM4 160V161H5ZM47 162V163H46ZM49 163V164H48ZM108 163H109V161H108ZM70 164H72V165H70ZM118 164V163H117ZM122 165H120L119 167L120 168H122ZM56 166V167H55ZM52 167V168H51ZM54 167V168H53ZM69 167V168H68ZM131 167V168H130ZM51 168V169H50ZM97 168H99V167H97ZM58 170V169H57ZM64 170V169H63ZM63 170H60V172H63ZM66 171V173H70V172H72L71 170H65ZM133 171V170H132ZM76 172H78V170L76 171ZM118 172V171H117ZM8 173H9V170H8ZM52 173V174H53ZM116 173V172H115ZM51 174V175H52ZM50 175V176H51ZM159 175V174H158ZM154 176L155 175H148V176H143V177H153L154 178ZM156 177H158V176H156ZM159 177L160 178H163L164 177V175L162 174V175H159ZM36 178V177H35ZM34 178V179H35ZM61 178V177H60ZM60 178L58 177L57 179H53L52 180V178H50V180L49 181H47V179H45V177L44 178H42V179H40L41 181L39 182V185H38V187L40 186L41 188H43V187H45L46 186V188H47V185H48V183H52V182H54V183H56V184H59L60 183ZM103 178H107V177H103ZM159 178V179H160ZM151 179V178H150ZM156 179V178H155ZM8 180V179H7ZM59 181V183H58V181ZM114 180V179H113ZM138 180V182L140 183V182H142L143 180H146V179H143V178H139V179H135L133 182H135V181H137ZM164 180H166V179H164ZM168 180V179H167ZM31 182H32V179L30 180ZM116 181V180H115ZM228 182L230 181V180H227ZM226 181V183H228ZM72 182H73V178H72V180L68 183V184H65L66 186L67 185H70V184H72ZM117 182V181H116ZM133 182L131 183V181H129V182H126L125 184H129V185H131V188L132 187H135V183L133 184ZM138 182H136V183H138ZM28 183V182H27ZM26 183V186H25V188H27V185L29 186L30 184H27ZM225 183V184H226ZM229 184H230V182H229ZM6 185H7V183L5 184V188H6V191H7V193H8V197L10 198V199H15V198H18V197H20L22 194H24V192H25V190L20 194H15V195H13L14 194V192L13 191H11V190H9V189H7V187H6ZM63 185V184H62ZM61 186V185H60ZM81 186H87L88 187V185H81ZM40 187H39V189H37V187H36V190H40ZM63 187V186H62ZM48 189V188H47ZM239 189L240 188H237V190H236V194H237V192H240V194L242 195L243 193H245L246 191L245 190H242V191H239ZM5 191V192H6ZM10 191H11V193H10ZM200 194V193H199ZM240 194H238L239 195V197H237V199H239L240 200V198L242 197H240ZM17 195H19V196H17ZM237 195V196H238ZM13 197H15V198H13ZM66 197H61V200H59V202L60 201H62L63 199H65ZM52 199V198H51ZM53 199H56V198H54L53 197ZM46 201V200H45ZM44 202V201H43ZM42 202V203H43ZM45 203V202H44ZM0 204H2V203H0ZM0 212H3V209H1L0 210ZM3 213H5V212H3ZM65 218V217H64ZM64 218H59V219H57V218H54V219H47V221L49 222V221H56V220H63ZM22 222H33V221H30V220H26V221H22ZM46 222V221H45ZM16 223V225H17V223L18 222H14V223H12V225L11 224H9V225H7V227H5V230H7L8 232H10L9 230V228H11L14 224ZM19 224V223H18ZM40 224V223H39ZM5 230H4V232H5ZM6 231V232H7ZM3 236H10V235H3Z\"/></svg>",
	"mask_w": 264,
	"mask_h": 264
},
{
	"label": "water",
	"instance_id": "95a60500",
	"mask_svg": "<svg viewBox=\"0 0 264 264\" xmlns=\"http://www.w3.org/2000/svg\"><path fill=\"white\" fill-rule=\"evenodd\" d=\"M225 21H230L231 23L237 25V26H240L244 29H251L253 27H255L257 24L256 20L252 23H241L242 21H238V20H235L233 19V17L231 16H226L225 18ZM220 22V21H219ZM199 28H196L194 30H192V32L194 31H198ZM175 39H177L176 37H172V38H167V39H164V40H156L155 42L147 45V47L149 48L150 46L152 45H161V44H167V43H171L173 42ZM147 47H143L141 48L140 50H138V52L140 51H143L145 50ZM250 46H247L244 51H247V50H256L258 51L260 54L264 55V48H260V47H250ZM184 60V59H183ZM120 70L119 68L116 69L115 71H113L112 73L110 74H102L100 76H98L96 79L92 80L90 83H88V86L86 89H84L83 91L75 94V95H57V94H50V93H47V92H44L42 90H40V86L36 87L35 89H33L31 92H29L23 99V102H22V105L21 107L16 111V113L14 114L13 118L11 119L10 121V124L6 130V134L5 136L2 137V143L0 145V155H3L5 153V150H6V146L4 144V140H6V136L10 134V131L12 130V128L14 127L15 123L17 122L18 120V116H19V112L20 110L22 109V107L25 105V103L29 100V99H32L34 97H40V98H43V99H48L49 101H55L57 103H60L61 105H68L69 103H78L84 99H88V98H92V99H102V98H108V99H120L121 97H125L129 92V91H123L121 93H109L108 91L109 90H116L117 91V87L119 86V83L120 82H114V83H101L100 81L101 80H113V79H117L120 75ZM152 82H149V83H144V84H141V83H138V82H135V84L133 85V88H132V91H134V89L138 86H150L152 87ZM177 86V85H175ZM175 86H172L170 87L169 89H167L165 92H162L160 93V96L164 97V96H167V95H173V96H176V92L174 90ZM0 168H1V162H0ZM139 175V174H138ZM137 175V176H138ZM126 177H124L125 179ZM154 182V181H153ZM152 182V183H153ZM71 189H74V190H83L81 188H75V187H71V188H63L62 190L63 191H66L68 192V190H71ZM59 193V191H55V193ZM41 195H43L44 193H39ZM95 198H102V197H120L121 195H125V193L123 192H118V191H109V192H103V193H96L95 194ZM26 197H27V193L24 194L23 196H20L19 198H17L14 203H16V205L18 204H21L23 205L26 201ZM25 199V200H23ZM240 204L236 205L235 207H232L233 209H236L237 207H239ZM219 208V207H218ZM64 208H59V209H53V211L50 212V215L54 214V213H58V212H61L63 211ZM222 209H225V208H222ZM27 211H23L22 209H19L18 211V214L19 215H25ZM31 212V211H30ZM29 213V212H28ZM144 213L146 215H151L153 214V212L151 211H144ZM17 216V215H16ZM3 218H5L6 216H3Z\"/></svg>",
	"mask_w": 264,
	"mask_h": 264
},
{
	"label": "clouds",
	"instance_id": "9594fccd",
	"mask_svg": "<svg viewBox=\"0 0 264 264\" xmlns=\"http://www.w3.org/2000/svg\"><path fill=\"white\" fill-rule=\"evenodd\" d=\"M42 237H47L50 234L40 233ZM5 264H45L34 248H24L10 256Z\"/></svg>",
	"mask_w": 264,
	"mask_h": 264
}]
</instances>
